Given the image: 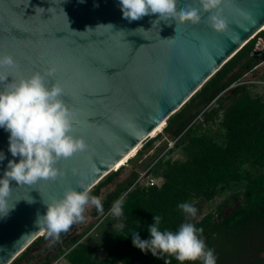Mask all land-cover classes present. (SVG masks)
I'll return each instance as SVG.
<instances>
[{"label":"water","instance_id":"obj_1","mask_svg":"<svg viewBox=\"0 0 264 264\" xmlns=\"http://www.w3.org/2000/svg\"><path fill=\"white\" fill-rule=\"evenodd\" d=\"M188 5L200 8L198 0H177V11ZM220 8L224 32L212 29L208 17L214 13L203 11L196 25L153 24L158 14L123 18L119 0H0V58L10 55L16 62L0 69L11 74L0 91L37 72L46 86L59 84L75 113L71 134L89 146L60 159L55 167L63 175L55 180L31 186L10 181L9 205L15 207L0 217V264L45 232L36 225L45 204L68 188H91L114 171L264 24V0H222ZM50 68L55 73L48 76ZM9 135L0 128V179L10 160H20L9 151Z\"/></svg>","mask_w":264,"mask_h":264},{"label":"trees","instance_id":"obj_2","mask_svg":"<svg viewBox=\"0 0 264 264\" xmlns=\"http://www.w3.org/2000/svg\"><path fill=\"white\" fill-rule=\"evenodd\" d=\"M255 37L227 59L165 120L161 128L163 135L174 137L183 133L174 147L150 168L152 175L160 177V184L130 187L136 176L132 171L131 177L101 202L103 211L127 193L122 217L126 223H140L146 232L145 240L151 238L148 228L154 223V216L158 215L161 217V230L176 232L184 223L202 228L200 236L207 248L214 251L216 264H259V255L264 250V174L247 172L244 175L249 183L246 191L235 193L217 204L198 221L193 222L198 211L192 217L178 207L190 199L211 197L218 186L238 179L242 166L259 167L264 164V100L247 95L242 85L232 89L227 103L224 104L221 97L228 85L264 57V52L253 51ZM199 113L201 119L198 121L195 117ZM215 125H219L218 138L214 133ZM158 136L159 133L141 147L145 148ZM177 150H183L186 158L170 162L169 157ZM161 166L164 167L160 174ZM119 168L93 185L90 195L98 196L100 188L116 177ZM223 206L229 210L224 211ZM44 233L31 241L9 264H35L26 263L25 259L47 238ZM124 238L125 235L121 234L120 241L110 249V255L119 261L118 264H181L174 256L160 260L150 251L133 253ZM68 239L64 234L60 235L53 250H59L60 243ZM89 258L82 245H76L64 255L70 264H88ZM183 264H202V261Z\"/></svg>","mask_w":264,"mask_h":264},{"label":"clouds","instance_id":"obj_3","mask_svg":"<svg viewBox=\"0 0 264 264\" xmlns=\"http://www.w3.org/2000/svg\"><path fill=\"white\" fill-rule=\"evenodd\" d=\"M123 18L131 21L140 20L150 14H158L160 21L193 25L201 22L200 12L214 13L208 17L209 26L217 32H224L226 21L222 17V0H198L200 8L186 6L177 11V0H119ZM98 6V5H97ZM101 26V25H100ZM108 26V25H107ZM112 26V25H110ZM168 40V39H162ZM16 62L10 55L0 58V69H12ZM55 68L47 70V75H54ZM10 73L0 71V82ZM64 89L59 84L46 86L44 75L37 72L18 83L6 84L0 91V128L9 132V151L13 157H20L19 162L10 160L0 179V217L7 216L15 203L9 205L11 195L10 181L18 185H34L41 180H55L63 175L55 167L60 159H68L77 153L85 152L89 146L83 138L75 137V113L62 99ZM5 157L0 153V160ZM75 173V170H73ZM81 191L68 188L63 195L46 205V213L37 215L36 225L43 227L49 238L59 240L61 233L67 232L75 223L84 220L86 206L94 205L98 212H103L101 200L90 195L92 189L83 184ZM127 193L122 194L113 204L111 212L116 217L123 215L122 205ZM33 203V200L28 201ZM184 213L195 217L196 208L189 203L178 205ZM161 217L154 216V223L149 226L150 239L141 240L137 232L132 236L135 247L141 251H150L174 256L177 261L216 264L214 251L207 248L200 234L202 228L192 223L182 224L178 231L161 230ZM123 227L122 225L120 226Z\"/></svg>","mask_w":264,"mask_h":264},{"label":"rangeland","instance_id":"obj_4","mask_svg":"<svg viewBox=\"0 0 264 264\" xmlns=\"http://www.w3.org/2000/svg\"><path fill=\"white\" fill-rule=\"evenodd\" d=\"M261 60L254 65L251 70L242 73L238 80L235 81V85L244 86L245 92L250 97L264 100V63L260 64V62H262ZM234 87V85L231 86L230 84L222 91L221 97L224 99V104L229 101L230 93ZM218 127L219 125H215L214 127V133L217 138L220 135ZM159 138H161V136L154 140L152 146L158 142ZM148 139L149 137L140 142L137 148L139 149L140 145ZM152 146L147 147L140 154L135 153L133 157L128 158L122 165H120L119 167L121 168H119L116 177L110 183L101 187L100 193L96 197L102 202L108 197V195L114 192L118 185L124 184L131 177L132 171L136 173L139 172L155 155L154 152L155 150L157 151V147ZM185 158L186 153L183 150H177L169 157V160L170 162H180ZM163 167L164 166L160 167V174L163 171ZM247 172H251L254 175L264 174V164L259 167H252L249 164L244 165L239 170L240 177L238 179L232 180L227 184H221L217 187L211 197L190 199L187 203L191 204L193 207L196 206L198 211L193 222L198 221L203 214L214 209L217 204L223 203L224 200L230 198L235 193L245 192L249 184L244 176ZM112 206L113 204L103 212H98L94 205L89 204L85 208L83 222L75 223L67 232L61 233V235L64 234V237H68L69 239L68 241L60 243L59 250H53L56 239L47 237L43 242L31 250L25 259L26 263L70 264L65 261L64 255L76 245H82L90 255L88 264H92L91 262L93 261V263L96 262L97 264H118L119 261L110 255V249L120 241L121 234L125 235L124 239H127L129 243L128 246L133 253H143L144 251H141L134 246L132 236L137 232L140 239L145 240L146 232L143 230L144 227H142L140 223L136 225L132 222L126 223L122 216L116 217L111 212ZM223 207L224 211L229 210V207ZM121 225L123 226L122 228L120 227ZM157 256L160 257V260H164L169 255L158 252ZM259 256V264H264V250Z\"/></svg>","mask_w":264,"mask_h":264},{"label":"built area","instance_id":"obj_5","mask_svg":"<svg viewBox=\"0 0 264 264\" xmlns=\"http://www.w3.org/2000/svg\"><path fill=\"white\" fill-rule=\"evenodd\" d=\"M256 37H255V41H254V46H253V51L254 52H264V26L261 27L256 33H255ZM254 35V36H255ZM253 36V37H254ZM262 62H260V64L264 63V58L261 60ZM236 83L233 82L231 83V86H237L235 85ZM196 120H200V113L195 117ZM163 127V126H162ZM161 127V128H162ZM160 134L161 138L158 139V142L156 144H154V147H157V151L155 150V155L148 161V163L139 171L136 173L135 179L133 180L131 186L134 185H142V186H158L161 182L160 177L158 176H154L150 173V168L151 166L163 155H165L167 153V151L171 150L174 147L175 142L178 141V138L181 136V134L183 133V131L181 133H179L178 135L174 136V137H167L165 135H163L161 133V129L159 131H157L153 136L149 137V139H152L156 136V134ZM158 136V137H160ZM146 137V138H148ZM157 137V138H158ZM145 138V139H146ZM156 139V138H155ZM154 139V140H155ZM154 140L151 142V144H149L148 146H146L145 148H142V144L140 145L139 149L136 148L134 154L131 156L133 157L135 155V153L138 152V150L140 151V153H142V151L144 149H146L147 147L152 146V144L154 143ZM147 141V140H146ZM140 144V143H139ZM138 144V145H139ZM152 146V147H153Z\"/></svg>","mask_w":264,"mask_h":264},{"label":"bare ground","instance_id":"obj_6","mask_svg":"<svg viewBox=\"0 0 264 264\" xmlns=\"http://www.w3.org/2000/svg\"><path fill=\"white\" fill-rule=\"evenodd\" d=\"M263 26H264V24H263L261 27H263ZM261 27H260V28H261ZM260 28H259V29H260ZM163 124H164V122L162 121V122H160L158 125H156V127H154V128L150 131V133L148 134L149 137L153 136L157 131H159V130L161 129V127L163 126ZM137 146H138V144L135 145V146H134L129 152H127L122 158H120V160L114 165L113 169L119 168L120 165H122V164H123L128 158H130V157L134 154V152H135Z\"/></svg>","mask_w":264,"mask_h":264}]
</instances>
